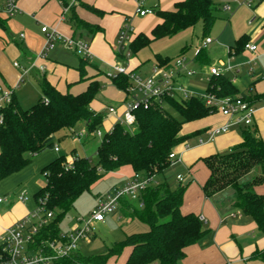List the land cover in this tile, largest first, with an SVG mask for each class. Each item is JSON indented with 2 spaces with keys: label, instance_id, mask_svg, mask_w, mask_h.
I'll return each instance as SVG.
<instances>
[{
  "label": "trees",
  "instance_id": "1",
  "mask_svg": "<svg viewBox=\"0 0 264 264\" xmlns=\"http://www.w3.org/2000/svg\"><path fill=\"white\" fill-rule=\"evenodd\" d=\"M83 6L102 14L95 7ZM215 10L212 0H177L170 9L155 8L154 14L159 21L151 28L149 36L143 32L135 35L129 44L131 55L152 40L172 36L198 22L207 31L216 19ZM5 20L0 19V28H5ZM69 21L74 29L83 28L90 34L100 30L99 26L77 17L72 8ZM247 42L245 37H241L230 50L238 53L244 50ZM155 58V62L161 65H169L172 61L159 54ZM195 59L206 62L204 48L197 49ZM85 64L96 69L94 76H85ZM77 69L78 80L88 81L81 92H61L42 77L41 95L31 106L22 108L12 96L11 102L0 109V180L26 166L34 155L52 148L55 134L61 129L74 128L82 122L83 136L97 138L94 150L96 163H92L89 157L73 154L68 164L64 155H59L42 168L44 185L35 192L34 198L36 202L43 201L52 217L38 230L33 240L34 247L42 241L60 237L59 222L82 192L89 190L108 172L129 166L132 175L153 176V182L140 191L137 200L120 199L119 209L129 218L145 223L148 229L126 235L122 240L111 243L102 253L83 255L78 250L73 256L61 258L55 264H107L110 259L123 255L124 250L127 253L123 264H176L183 258L185 248L200 240L207 229L198 215L181 211L187 184L179 182L175 188H170L167 181L157 182L154 176L170 166L167 157L175 146L201 134V131L181 134L183 123L213 114V110L205 105L203 94L194 93L187 98L164 97L161 103L152 101L146 108H137L133 128L115 123L110 129L102 130L104 115L92 110L90 103L101 87L93 77L104 71L83 56L79 57ZM109 79L121 91L128 84L127 75L123 73H113ZM205 93L219 97L241 96L249 103L259 97L239 91L225 74L209 76ZM166 106L173 107L180 119L168 112ZM250 125L244 126L241 142L229 151L200 158L208 170L201 189L203 195L210 198L231 188L234 205L250 216L264 234V194L253 190L254 186L264 183V139L247 128ZM98 129L102 130L101 137L95 135ZM256 167L260 173L242 181Z\"/></svg>",
  "mask_w": 264,
  "mask_h": 264
},
{
  "label": "crops",
  "instance_id": "2",
  "mask_svg": "<svg viewBox=\"0 0 264 264\" xmlns=\"http://www.w3.org/2000/svg\"><path fill=\"white\" fill-rule=\"evenodd\" d=\"M175 1L177 0H157L155 8L170 9ZM17 5L18 11L5 20L4 29L0 28V86L13 88V96H15L14 87L18 81L20 69L14 67L13 64H8L12 71L11 75L3 66V63L8 61L4 49L11 41L16 44L20 54L25 59V66L22 67H30L27 73L30 71L36 75L43 73L41 78L45 77L61 92L70 91L76 94L86 88L88 81L78 80V69L58 59V54L54 52V49L59 45L53 47L52 51L51 49L49 52L47 51L45 57H37L38 52L45 43L44 34L40 30L41 26L44 25L54 28L65 37L78 38L86 42L90 55L88 59L98 65L100 69L102 64L106 66V72L101 69L104 73L93 77V79L104 83L106 87L102 90L103 96L115 100V103L105 105L104 102L99 104V101H95V103L92 101L90 108L94 111L101 112L100 109H105L107 113L106 107L108 105H120L123 102L124 92L117 89L107 76V72L113 64L122 65L140 75L149 73V67L153 62L144 63L132 58V55L125 60L114 53V41L117 32L126 19L131 20L133 27L132 39L140 32L149 36L151 28L159 21L155 14L146 16L135 14L136 0H77L70 5L63 18L61 17L62 5L60 0H17ZM83 5L95 7L102 14L94 13ZM70 8L73 9L77 17L91 25L99 26L100 30L90 34L83 28L74 29L69 21ZM147 16L150 17L146 21L144 19ZM10 33L17 36L20 41L13 40L9 36ZM261 41L260 45L254 41H248L256 46L254 51L244 49L249 54L248 60L254 58V61L248 63V84L245 89L240 91H245L250 96H259L252 102L256 110L252 117V123L247 128H250L257 136L264 139V38ZM233 45L228 46L226 51L230 50ZM230 51L232 58L234 53L233 50ZM118 57L123 62L122 64L117 62ZM218 59H216V62ZM231 64L233 65V69L229 71L231 74L225 75L236 85L237 73L246 63L233 64L231 62ZM39 66H43L44 69L41 71ZM47 69L52 72L46 74ZM84 69L87 75L92 74L91 76H94L96 74V71H93L89 65L85 64ZM54 71H57L56 76L53 75ZM184 79H186L185 76L179 78L181 82ZM79 82L81 84L76 85ZM68 84L70 85L68 86ZM95 104L98 105L97 108H95ZM226 122L227 118L220 113H213L185 122L182 125L181 134H190L194 131H201V134L193 136L173 148V151L180 155L179 160L173 165L179 163L184 169V172L175 174V183H179L176 176L182 175L184 178L182 183L188 185L184 192L181 211L183 213L193 212L199 218L202 217L203 220L201 221L207 229L206 234L200 240L185 248L183 258L176 264H264V234L257 229L250 216L242 213L234 205L233 190L226 188L210 198H206L202 193L201 187L207 178L208 170L200 161V158L217 152L229 151L241 142V132L244 126H232L228 131L207 139L205 134L207 129L223 125ZM113 123L114 117L109 114V122L104 130L110 129ZM74 128L67 130L70 131ZM199 137L203 138V142L198 143ZM54 141L55 137L49 155L42 157L44 152L34 155L26 166L0 180V197H2L0 202V236L8 226L34 209L36 205L34 194L44 185V181L43 184L39 182L40 173L38 169L42 170L46 164L57 158L59 156L57 154L60 153V149ZM55 145L58 150L54 149ZM108 173L120 180L119 183L110 187L114 188L123 186L131 177L133 171L129 166H123ZM259 173L260 169L259 171L253 169L243 179L247 181ZM154 178L157 182L166 181L165 178L163 180L158 179L157 175ZM253 190L257 194H264V183L254 186ZM19 193L24 195L23 200L18 199ZM94 236L95 234L90 239H93ZM126 253L122 255L119 264L124 263Z\"/></svg>",
  "mask_w": 264,
  "mask_h": 264
},
{
  "label": "built area",
  "instance_id": "3",
  "mask_svg": "<svg viewBox=\"0 0 264 264\" xmlns=\"http://www.w3.org/2000/svg\"><path fill=\"white\" fill-rule=\"evenodd\" d=\"M77 0H60L62 5V18L66 11ZM261 0H245L244 3L252 6ZM225 11H230L229 4H223L221 7ZM154 9L145 6V0H136L135 14L146 16L154 14ZM18 11L17 0H0V19H8ZM41 32L44 34L45 43L38 52L37 57H45L47 51L58 44L63 45L66 49L79 54L85 58H90L87 43L78 38L65 37L54 28L41 26ZM22 36V34H20ZM133 36V27L130 19H126L120 26L116 39L114 41V53L120 55L123 59L131 56L129 44ZM213 40L206 36L199 44V48H204ZM244 49L254 51L256 46L252 43H245ZM231 51L227 50L225 60L218 59L214 65L208 70L209 76L216 74H224L233 69L231 64ZM254 58L248 63H253ZM13 66L20 69L18 80L23 74H26L30 67H22L19 62L14 61ZM42 71L43 66H39ZM113 73H123L127 75L128 84L124 88V99L120 105H108L106 111L114 117V123L122 124L128 128H133L136 123L135 110L139 107L146 108L152 101L161 103L164 97L187 98L194 94L188 88L182 85L179 80L183 76H192L195 72L188 66V63L181 56L176 57L169 65H161L153 62L149 67L147 75H140L131 72L122 65L113 64L107 72L109 77ZM13 96V88L0 86V109L11 102ZM202 99L206 106L213 110V113H220L227 118V122L223 125L212 127L205 132L207 139H211L215 135L228 131L232 126H247L252 123V117L256 110L252 103L241 96H225L219 97L213 93H205ZM97 137H101L102 130L95 132ZM78 138L83 136V132L77 134ZM203 142V138L199 137L198 143ZM187 146V145H186ZM55 150L58 147L54 146ZM180 155L171 151L168 154V162L170 165L175 164L179 160ZM72 158L67 159V163H71ZM176 179L182 183L184 178L177 175ZM153 182V176L142 177L139 174H133L126 183L121 187H114L100 197L94 207L88 213L89 217L77 219L75 224L69 231L61 233L59 238L42 241L34 247L33 240L38 230L52 217V212L46 210L42 200L36 202L32 211L24 217L16 220L12 225L8 226L0 236V264H55L61 258H69L73 256L79 248L82 241L90 239L94 234V223L104 221L106 213L115 212L119 205L120 199L123 197L137 200L141 190ZM19 200L24 199V195L19 193ZM2 197H0V202ZM203 220L202 217L199 218ZM83 264V263H77Z\"/></svg>",
  "mask_w": 264,
  "mask_h": 264
},
{
  "label": "rangeland",
  "instance_id": "4",
  "mask_svg": "<svg viewBox=\"0 0 264 264\" xmlns=\"http://www.w3.org/2000/svg\"><path fill=\"white\" fill-rule=\"evenodd\" d=\"M244 1L245 0H212V3L216 8V19L207 31H204L201 22H198L194 27L181 30L172 36L150 41L148 45L141 47L135 52V55L132 54V58H136L144 63H149L155 62V55L157 54L162 57H168L172 60L181 56L189 64L188 66L195 72L192 76H185L186 79L181 82L182 85L186 86L188 90L194 93L204 94L209 77V67L216 62V59L218 58L223 60L226 59V49L228 46L234 44L235 41L241 37H245L247 41H254L256 44L260 45L262 38H264V0L256 2L252 6L246 5ZM156 2L157 0H145V6L155 8ZM223 4H229L231 10H223L221 8ZM149 17L150 16H147L144 20L147 21ZM16 35H18V33H16ZM9 36L13 38V40H17V42L20 41L19 38L12 33H10ZM206 36L210 37L214 42L205 48V56L207 59L206 62H201L195 59V55L201 40ZM58 45L59 47L54 49V52L58 54V59L77 68L80 55L66 49L60 44ZM4 54L8 61H5L3 66L9 74L12 75V71L8 64L12 65V62L17 61L21 66H25V59L20 54L19 48L13 41L6 46ZM248 58L249 54L244 50L234 53L231 58L233 64L242 62L246 63L239 69L236 76V87L239 91L245 89L248 84ZM117 59V62L121 64L123 63L120 57ZM100 67L106 72V66L102 64ZM90 68H92L93 71H96L94 67L90 66ZM51 72L50 69L46 70V74ZM85 73L86 77H92V74L87 75L86 71ZM42 74L43 73H39L36 75L34 72L30 71L27 74H23L21 79L15 84L14 93L22 108L31 106L41 95L40 82ZM224 74H231V72L228 71ZM53 75L56 76L57 71H54ZM80 84L81 83L79 82L76 85ZM100 84V90L98 91L95 100H93V103H95V101H99V104L104 102L105 105L115 103V100L103 96L102 90L106 86H104L103 82H100ZM95 106V108H97L98 105L95 104ZM165 108L173 116L180 119V115L173 107L166 106ZM100 111L104 115L103 126L101 128L104 130L109 122V114L105 112V109H100ZM83 131L85 132L82 122H79L73 130H59L55 134L54 141L60 149V153L57 155H64V157L68 159L71 158L73 154H77L89 157L92 163H96L97 157L94 150L97 145V138L92 135H84L78 138L77 134ZM51 149L52 148H46L43 150L42 152L44 153L42 157L49 155ZM254 169H258L259 171V167ZM38 171L40 173L39 182L40 184H43L44 176L42 170L39 168ZM178 172H184V169L179 163L169 166L156 175L160 180L165 178L170 188H175L177 186L175 183V174ZM119 181L120 180L115 178L114 175L107 173L97 180L89 190L82 192L75 199L70 209L61 218L59 222L60 231L62 233L69 231L75 224H77V219L80 217L87 219L89 217L88 213L94 207L97 200L106 193L113 184L119 183ZM242 181H244V179ZM93 227L95 234L94 238L82 241L78 248L79 253L83 255L102 253L106 250L107 246L113 242L122 240L126 235L143 232L148 229V226L145 223L135 218H129L121 212L120 209L115 212L106 213L104 215V221L94 223ZM124 253L125 250L123 251V254ZM121 258L122 255L118 258H112L107 264H119Z\"/></svg>",
  "mask_w": 264,
  "mask_h": 264
}]
</instances>
